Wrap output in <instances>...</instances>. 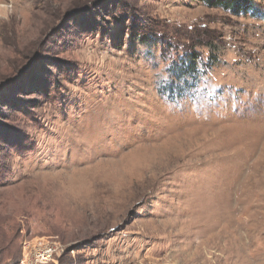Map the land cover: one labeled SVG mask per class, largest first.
Instances as JSON below:
<instances>
[{
	"label": "rangeland",
	"instance_id": "374dc122",
	"mask_svg": "<svg viewBox=\"0 0 264 264\" xmlns=\"http://www.w3.org/2000/svg\"><path fill=\"white\" fill-rule=\"evenodd\" d=\"M251 1L0 0V264L34 237L49 264H264ZM188 51L216 64L171 96Z\"/></svg>",
	"mask_w": 264,
	"mask_h": 264
},
{
	"label": "trees",
	"instance_id": "16d2710c",
	"mask_svg": "<svg viewBox=\"0 0 264 264\" xmlns=\"http://www.w3.org/2000/svg\"><path fill=\"white\" fill-rule=\"evenodd\" d=\"M208 6L211 7H219L224 10H227L233 14H247L250 11H253V3L251 0H200ZM132 37L138 38L137 33H131ZM142 44H147L150 39L147 34L140 36L139 38ZM216 64V61L213 62V58L211 57L209 60L208 58L203 61V59L198 56L197 53L193 51H188L182 57L179 58V61L174 66L171 67L170 72L173 74L174 80L170 82L167 86L168 92L171 96L180 95V88L178 82L181 79L186 78L183 83H187V80H197L199 77L204 74V69H209ZM202 69L200 70V68ZM201 71V72H200ZM177 97V96H175ZM183 97V96H180ZM175 98L170 99L173 101ZM17 144V143H15Z\"/></svg>",
	"mask_w": 264,
	"mask_h": 264
},
{
	"label": "built area",
	"instance_id": "2783aa9c",
	"mask_svg": "<svg viewBox=\"0 0 264 264\" xmlns=\"http://www.w3.org/2000/svg\"><path fill=\"white\" fill-rule=\"evenodd\" d=\"M58 250V244L52 237L24 239L21 256L15 264H49L54 262Z\"/></svg>",
	"mask_w": 264,
	"mask_h": 264
}]
</instances>
